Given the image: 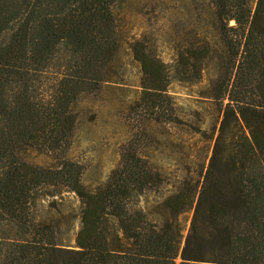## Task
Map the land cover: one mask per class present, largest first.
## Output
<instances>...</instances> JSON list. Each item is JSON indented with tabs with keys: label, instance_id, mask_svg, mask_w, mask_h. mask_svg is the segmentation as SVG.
<instances>
[{
	"label": "trees",
	"instance_id": "trees-1",
	"mask_svg": "<svg viewBox=\"0 0 264 264\" xmlns=\"http://www.w3.org/2000/svg\"><path fill=\"white\" fill-rule=\"evenodd\" d=\"M152 1L0 0V264H264V0Z\"/></svg>",
	"mask_w": 264,
	"mask_h": 264
},
{
	"label": "rangeland",
	"instance_id": "rangeland-1",
	"mask_svg": "<svg viewBox=\"0 0 264 264\" xmlns=\"http://www.w3.org/2000/svg\"><path fill=\"white\" fill-rule=\"evenodd\" d=\"M142 5L144 6L145 9H147L150 12L151 18H155L154 16L157 14L158 11V6L156 3L152 0H142ZM131 95L129 91L124 92L120 95L119 97H125L128 98ZM116 99V96H113L111 98V103L114 102ZM110 111H107L105 116L103 117L102 123H107L108 120H110ZM104 127V126H103ZM81 145L85 147L84 139L80 138ZM107 146V145H106ZM105 146V147H106ZM93 150L88 153H84V158H85V166H86V172H85V179L87 181H94L98 180L99 178L104 177L106 174H108V171L110 169V158L108 156V153L104 157H97V155L94 153Z\"/></svg>",
	"mask_w": 264,
	"mask_h": 264
},
{
	"label": "water",
	"instance_id": "water-1",
	"mask_svg": "<svg viewBox=\"0 0 264 264\" xmlns=\"http://www.w3.org/2000/svg\"><path fill=\"white\" fill-rule=\"evenodd\" d=\"M231 23H233V21H231Z\"/></svg>",
	"mask_w": 264,
	"mask_h": 264
}]
</instances>
